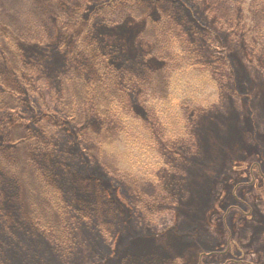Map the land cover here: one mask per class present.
<instances>
[{"label":"rangeland","instance_id":"374dc122","mask_svg":"<svg viewBox=\"0 0 264 264\" xmlns=\"http://www.w3.org/2000/svg\"><path fill=\"white\" fill-rule=\"evenodd\" d=\"M10 181L0 264H264V0H0Z\"/></svg>","mask_w":264,"mask_h":264},{"label":"trees","instance_id":"16d2710c","mask_svg":"<svg viewBox=\"0 0 264 264\" xmlns=\"http://www.w3.org/2000/svg\"><path fill=\"white\" fill-rule=\"evenodd\" d=\"M68 30L69 29L67 28V31H65V32H68ZM55 143H56V141H55ZM57 146H59L58 143H57ZM71 157H72V155H71ZM86 171L87 170H85V171L81 170L80 171V170H75V169L71 170V169L66 168V169H63V174L65 175L66 179L68 178V176L70 177V175H71L73 178L81 179L83 182L94 180L95 178H93L92 175H89L88 171L87 172ZM57 180H60V178H58ZM50 181L52 183L58 184L57 182L54 181V178L50 179ZM97 183H98L99 187H102V188L105 187L104 184L99 183V182H97ZM16 186L20 187L21 184L19 185V184H17V182L14 184L13 181H10L8 183V185L6 186V190L0 192V229L3 231L2 232L0 230V252L3 253V255L5 256L6 259H8V260L12 259V261L13 260L18 261L21 258L22 247L17 243H10L7 246L6 242L8 243L9 238H11V237L16 238V236H17L18 238L16 240H19V238H22L21 239L22 241H29L30 237L32 236L33 240L36 239V236H34L36 233L31 235L30 237L25 236V235H23V237H22L23 232L30 235V233H29L30 231L28 230L27 225H26V223H24L23 219L22 218L20 219V217H19L20 209L14 203V195L17 196V194H15ZM66 186H67V188L63 192L64 193L63 196L68 202H70V196L72 195V191H70L71 190L70 179L67 181ZM93 193L98 195L95 190H93ZM60 195L61 194H59V196ZM67 208H68L69 213H70V206ZM43 212H45V211L42 210L41 213H43ZM8 217L11 218V222L5 223V220H7ZM44 227H46V225H44ZM6 259H5V261H6ZM35 263H36V261H35Z\"/></svg>","mask_w":264,"mask_h":264},{"label":"flooded vegetation","instance_id":"af4514ba","mask_svg":"<svg viewBox=\"0 0 264 264\" xmlns=\"http://www.w3.org/2000/svg\"><path fill=\"white\" fill-rule=\"evenodd\" d=\"M259 170H260V166H259ZM253 180H254V179H253ZM253 180H252V181H253Z\"/></svg>","mask_w":264,"mask_h":264}]
</instances>
